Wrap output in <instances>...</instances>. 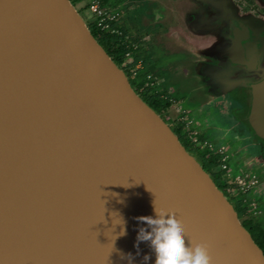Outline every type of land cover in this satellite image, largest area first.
<instances>
[{
	"label": "water",
	"instance_id": "obj_1",
	"mask_svg": "<svg viewBox=\"0 0 264 264\" xmlns=\"http://www.w3.org/2000/svg\"><path fill=\"white\" fill-rule=\"evenodd\" d=\"M158 9L170 49L185 55V90L235 100L264 157V21L231 0ZM154 204L210 264H264L233 204L77 8L0 0V264H154L135 219L155 216Z\"/></svg>",
	"mask_w": 264,
	"mask_h": 264
},
{
	"label": "flooded vegetation",
	"instance_id": "obj_2",
	"mask_svg": "<svg viewBox=\"0 0 264 264\" xmlns=\"http://www.w3.org/2000/svg\"><path fill=\"white\" fill-rule=\"evenodd\" d=\"M101 1L107 14L114 16L109 33L116 36V45L125 50L118 63L121 59L119 64L129 70V76L139 74L142 66L147 68L149 72L141 85V90L148 99L147 104L155 106L178 138L182 135L194 148L195 155L191 154L203 164L204 170L206 166L209 170L213 169L211 173L207 172L222 192L223 188L236 189L228 200L236 198L239 193L243 195L246 205L242 210L247 224L245 228L264 253V157L258 142L254 141L245 126L233 115L234 111H239L242 107L229 96H218L192 112L197 120L209 123L212 120L214 129L210 126L202 127L201 132L189 129V125L184 124L182 120V113L186 108L181 106L187 97L177 101L174 97H169V93H174V88L170 87L169 92L162 90L165 85L174 86L171 79L178 76L177 67L186 60L185 55L170 49L166 38L171 28L159 16L158 3L170 0ZM231 1L239 12L251 14L264 21V8L253 0ZM78 4L82 6L79 7ZM73 5L77 10L88 6L86 0H76ZM118 22H121L122 27L116 26ZM91 33L99 44H103L93 32ZM138 43L150 49L148 53L153 57L151 66L147 67L142 61L140 64L137 59L132 58V51L140 46ZM104 50L117 62L106 47ZM194 98L196 100V97ZM172 104L178 111L177 115L171 112ZM207 134H210L208 139L205 137ZM230 157H233V160H230Z\"/></svg>",
	"mask_w": 264,
	"mask_h": 264
},
{
	"label": "clouds",
	"instance_id": "obj_3",
	"mask_svg": "<svg viewBox=\"0 0 264 264\" xmlns=\"http://www.w3.org/2000/svg\"><path fill=\"white\" fill-rule=\"evenodd\" d=\"M155 216H140L136 241L148 242L155 254L154 264H210V256L205 246L192 245L186 238L182 225L175 215L166 210H158L154 204ZM143 225V226H140ZM122 230L121 235H125ZM187 241V243H186ZM131 258V254H129ZM149 257L145 255L144 260Z\"/></svg>",
	"mask_w": 264,
	"mask_h": 264
},
{
	"label": "rangeland",
	"instance_id": "obj_4",
	"mask_svg": "<svg viewBox=\"0 0 264 264\" xmlns=\"http://www.w3.org/2000/svg\"><path fill=\"white\" fill-rule=\"evenodd\" d=\"M77 6H82V4H78ZM79 14L85 19V21L88 22L89 20V17H90V10L87 8V7H83L81 10H78ZM90 29V31L92 32L93 29L91 28V26L87 25ZM117 27H122V24L121 22H118L116 24ZM140 45V43H138ZM101 46H103V48H105V45L104 44H100ZM150 49H146V47L142 46V44L139 46V48L137 50H133L132 51V58H135L138 60V62L140 64H142V62L147 66H151L152 64V61H153V57L151 55H149V52ZM184 55V54H183ZM112 58V57H111ZM142 61V62H141ZM124 72L125 74L127 75V77L129 78V82L131 83L132 87L134 88V90L137 92V93H140L138 94L146 103L148 102V99H147V96L145 94H143V91L141 90V85L145 82V79H146V74L149 72L147 70V68L145 69L143 66L141 67V69L139 70V74L137 75H133L131 74V76H129V70H127V68H124L122 65H120L117 62H115ZM143 64V65H144ZM180 78V75L176 76V77H173L171 79V83L174 85V86H169V85H165L163 86L162 90H164L165 92H169V88H174V93H169V97L170 98H173L175 100H179L182 99L183 97H187V99L185 100L184 104H181V106L183 105L184 108H186V110L182 113V120L184 122V124L186 123V125H189V129L191 130H194V132H201V128L202 127H208L210 126L211 129H214L215 127V124L214 123H209V122H206V121H201L200 119L197 120L196 117H194V115L192 114V112L194 110H196V108L199 106L203 107L204 104L206 103V100L202 97H196L194 95H191L189 92H187L184 88V83H186V81L182 83V80L179 79ZM178 84V85H177ZM196 97V100L195 98ZM209 110L206 111V114L208 115ZM171 112L175 115L178 114V111L175 109V106L172 104V109H171ZM175 132V131H174ZM206 139H208V137H210V134L208 135H205ZM179 140L180 142L183 144V146L186 148L187 151H189L190 153H195L194 152V148H192L186 141V139L182 136V135H179ZM238 148V147H237ZM201 153V152H200ZM195 155V154H194ZM234 157V156H233ZM233 157H230V160H233ZM201 165H203L200 161H198ZM205 170L206 172L209 171L210 173L213 171V169L209 170V167L206 166L205 167ZM224 189V195L229 199V197L234 194V191L236 190L235 188H223ZM232 200V201H231ZM229 200L235 210L238 212V216H239V219L241 221V223L247 227V224L245 223L244 221V216H243V208L246 206L245 205V202L243 201V195H240V193L236 196V198H233Z\"/></svg>",
	"mask_w": 264,
	"mask_h": 264
},
{
	"label": "built area",
	"instance_id": "obj_5",
	"mask_svg": "<svg viewBox=\"0 0 264 264\" xmlns=\"http://www.w3.org/2000/svg\"><path fill=\"white\" fill-rule=\"evenodd\" d=\"M90 10V17L87 25L95 31L107 33L110 31L111 22L114 19V16L108 15L107 12L102 8L103 1L101 0H86Z\"/></svg>",
	"mask_w": 264,
	"mask_h": 264
},
{
	"label": "trees",
	"instance_id": "obj_6",
	"mask_svg": "<svg viewBox=\"0 0 264 264\" xmlns=\"http://www.w3.org/2000/svg\"><path fill=\"white\" fill-rule=\"evenodd\" d=\"M72 4H74V1L76 0H69ZM77 1H80V0H77ZM96 37L101 41V43H103L105 45V47L108 49V53L113 56L116 61L119 60V58H121L120 56H123V54L125 53L124 51V48L119 46V45H116L117 43V40H116V36H113V35H110L109 32L107 33H102V32H98V31H95L93 30L92 31ZM122 60L120 59L119 63H121ZM149 105V104H148ZM152 109H154L157 113V109L155 108V106H151L149 105Z\"/></svg>",
	"mask_w": 264,
	"mask_h": 264
}]
</instances>
